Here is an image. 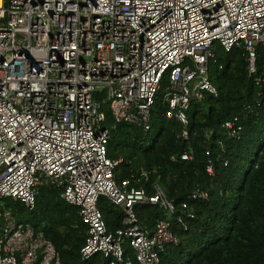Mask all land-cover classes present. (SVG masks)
<instances>
[{
  "label": "built area",
  "instance_id": "2783aa9c",
  "mask_svg": "<svg viewBox=\"0 0 264 264\" xmlns=\"http://www.w3.org/2000/svg\"><path fill=\"white\" fill-rule=\"evenodd\" d=\"M216 46L242 50L248 76L263 88L256 58L264 51V0H0V201L32 211L37 190L53 189L87 226L82 260L99 254L106 264H130L128 243L137 264H160L164 246L179 244L170 220L186 229L193 214L183 203L175 215L158 187L146 196L130 179L117 180L123 159L108 157L109 131L120 122L149 130L165 80L166 118L187 140L190 102L216 95L208 78ZM223 128L233 137L242 129L238 117ZM206 172L213 174L210 165ZM102 198L124 213L114 232L97 206ZM147 204L166 215L151 230L134 210ZM0 264H61L51 241L2 202Z\"/></svg>",
  "mask_w": 264,
  "mask_h": 264
},
{
  "label": "trees",
  "instance_id": "16d2710c",
  "mask_svg": "<svg viewBox=\"0 0 264 264\" xmlns=\"http://www.w3.org/2000/svg\"><path fill=\"white\" fill-rule=\"evenodd\" d=\"M256 70V76L264 74L262 49H258ZM208 78L216 95L204 93L201 100L190 102L187 140L178 137L180 123L166 118L168 106L161 94L164 80L155 96L150 129L116 124L109 131L107 155L123 159L115 171L117 180L130 179L146 196L156 194L158 187L174 204L175 215L183 203L193 214L186 219V229L170 220L179 244L164 246L160 264H264V86L259 89L248 76L242 50L225 52L220 46L208 62ZM249 105L252 111L246 110ZM104 111L108 127L113 120L107 108ZM233 117L240 120L238 137L223 128ZM184 152L189 160H181ZM208 165L212 175L206 172ZM196 190L206 192L208 198L192 200ZM0 202L51 241L61 264H106L99 254L81 259L87 226L79 208L64 202L57 191L39 188L32 211L11 199ZM97 206L108 232L122 227V210L114 213L113 205L103 198ZM134 210L139 224L149 230L156 221L166 219L158 205H138ZM124 258L137 264L128 243Z\"/></svg>",
  "mask_w": 264,
  "mask_h": 264
},
{
  "label": "rangeland",
  "instance_id": "374dc122",
  "mask_svg": "<svg viewBox=\"0 0 264 264\" xmlns=\"http://www.w3.org/2000/svg\"><path fill=\"white\" fill-rule=\"evenodd\" d=\"M168 87H169L168 83H165L163 85L162 90H161V94L167 92ZM111 210H113L114 213H119V211H121V208L117 207V206H113V207H111ZM22 218H23V220L27 219L26 216H22Z\"/></svg>",
  "mask_w": 264,
  "mask_h": 264
}]
</instances>
